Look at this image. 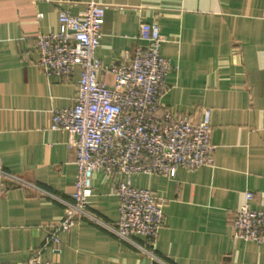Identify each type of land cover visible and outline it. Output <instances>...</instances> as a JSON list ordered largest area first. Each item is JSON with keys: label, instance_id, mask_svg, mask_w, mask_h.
I'll return each mask as SVG.
<instances>
[{"label": "crops", "instance_id": "crops-1", "mask_svg": "<svg viewBox=\"0 0 264 264\" xmlns=\"http://www.w3.org/2000/svg\"><path fill=\"white\" fill-rule=\"evenodd\" d=\"M88 1L0 0V167L39 187L1 183L0 176V255L11 264L45 244L72 201L73 137L50 126L55 109L72 105L81 69L48 75L36 41L60 28V8L82 14ZM96 1L106 6L96 50L105 68L143 43L141 21L157 20L166 36L162 53L172 63L162 108L197 120L204 108L212 110L214 165L132 176L164 203L158 256L166 264H264V243L235 236L232 222L247 192L252 205L264 208V0ZM100 78L114 81L109 72ZM119 204L112 178L96 170L89 208L117 223ZM60 237L44 256L61 264H148L133 244L87 218Z\"/></svg>", "mask_w": 264, "mask_h": 264}, {"label": "built area", "instance_id": "built-area-1", "mask_svg": "<svg viewBox=\"0 0 264 264\" xmlns=\"http://www.w3.org/2000/svg\"><path fill=\"white\" fill-rule=\"evenodd\" d=\"M48 1V0H44ZM106 6L96 0L86 3L85 12L59 9L60 28L39 33L36 45L39 66L48 75L71 76L81 69L72 105L55 109L50 128L66 130L73 139L78 165L72 201L66 202L65 217L56 222L45 244L34 249L20 264H61L48 259L49 245L58 247L60 231H70L76 220L87 218L133 244L148 264H166L157 254L165 220L164 203L149 188L136 186L132 176L157 173L174 176L179 166L198 168L215 164L217 145L211 140L212 110L204 108L201 119L162 108L161 97L171 60L162 53L166 36L157 20L141 21L138 38L143 41L120 62L105 68L96 55L103 37ZM39 17L43 13L38 14ZM114 76L112 84L101 73ZM102 170L112 178L118 195L119 219L112 223L89 208L93 175ZM1 183L37 189L34 183L0 167ZM239 207L232 222L235 236L264 243V208L249 201ZM141 237L142 241H138ZM0 264H11L3 261Z\"/></svg>", "mask_w": 264, "mask_h": 264}, {"label": "water", "instance_id": "water-1", "mask_svg": "<svg viewBox=\"0 0 264 264\" xmlns=\"http://www.w3.org/2000/svg\"><path fill=\"white\" fill-rule=\"evenodd\" d=\"M144 264H145V262H144Z\"/></svg>", "mask_w": 264, "mask_h": 264}]
</instances>
